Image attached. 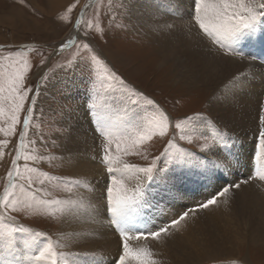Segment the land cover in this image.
Listing matches in <instances>:
<instances>
[{
    "label": "snow or ice",
    "instance_id": "1",
    "mask_svg": "<svg viewBox=\"0 0 264 264\" xmlns=\"http://www.w3.org/2000/svg\"><path fill=\"white\" fill-rule=\"evenodd\" d=\"M78 3L79 0H77ZM123 6V0H121V7ZM75 7V4L69 7L68 13H71ZM90 7L91 4L86 6L76 22L78 39H70L61 44L58 49V52H63L65 48L79 43L88 55L81 56L78 53L77 59L61 65V69L72 70L83 63L88 70L87 95L83 109L93 134L102 141L99 146V160L107 173V179L99 189L98 200L104 206V216L108 226L112 227L119 237L120 251L115 264H158V261L153 259L154 253L149 248L132 247L130 242L148 238L160 242L163 238L179 233L192 215L218 206V200L221 197H227L233 189H240L241 184H246L247 180L234 183L225 181L216 192L197 205L187 207L183 212L173 216L163 213L167 219L157 225L152 218L144 216L145 209L156 207L161 201H171L186 195L182 187L186 175L175 173L185 168L189 170L205 168V165L201 160L196 159V154L176 149L174 139L167 142V147L161 156L155 157L147 165L132 164L125 157L138 155L147 159L146 154L141 151L142 146L151 143L154 138L166 137L170 129L175 130L174 137L179 133L181 139L185 138V135H198L207 140L208 134L201 132L198 125L212 123V139L216 143H206L201 150L221 155L227 163H213L210 169L206 168L201 174L205 176V179H219L220 174L227 171L234 163L227 156L215 151L221 147L222 143L226 146L227 141L233 139L228 126L234 119V113L225 110L217 121H211L202 113L173 121L155 100L129 87L127 81L116 71L111 70L105 61L95 54L91 44L84 39L89 35L90 30L83 27L84 15ZM188 15L199 30L227 56H240L246 59L243 49L238 45L251 38L258 29L264 32V0H192V11ZM61 19L67 20L68 16H62ZM21 49L15 53V56L10 54L3 58L7 61L6 65L0 62V119L7 116L8 124L6 128L0 127V132L10 138L16 135L17 126L23 123V129L15 147V155L6 173L7 184L3 195L0 196V239L4 240V246L9 251H15L17 245L15 234H28L30 238L25 239L23 244L26 249L35 253L30 257L32 264H58V256L62 254L57 252L56 244L51 237L43 232L32 233L31 229L18 225L15 217L11 215L25 207H32L29 200L36 199L34 194L29 196L32 180L27 174L37 171L29 167V162H34L37 157L26 154L25 144L33 117L27 115L23 121L20 117L21 112L25 111V104L29 102V93H33L31 88L25 87L26 75L31 70V63L23 58V49L34 50V48L23 45ZM0 51H3L2 45H0ZM253 59H255L254 56ZM101 68L103 72L100 71ZM44 79L47 80L46 77ZM246 83L245 79L235 76L233 81H230L233 90L242 91ZM5 100L11 104L10 112H6L2 106ZM34 109L35 104L31 103L29 111ZM71 111L69 109L70 113ZM258 128L256 140L259 152L264 154V106L261 107ZM67 130L68 139H73L72 133L75 129L69 124ZM10 142V139L0 141V161L5 154L11 155V150L7 149ZM255 148L256 145L253 146L254 151ZM171 149L176 151L173 152ZM89 159L95 160L96 157L92 156ZM162 159L169 163L168 171H165L160 164ZM21 161H24L23 165ZM21 167L24 168L23 172L20 171ZM42 175L46 179L53 178L47 173ZM260 178L264 179V176ZM131 180L136 182L129 186ZM40 183L43 184L44 181L41 180ZM63 183L66 186L75 187L80 185V180H65ZM85 186L91 195L95 196L96 186L91 181H86ZM17 188L18 193L14 191ZM36 191L44 190L38 188ZM45 195L50 194L45 192ZM84 199L81 196L78 201L72 203L83 208L85 207ZM39 203L46 206H63L68 205L69 201L52 199L41 200ZM88 206L98 209V204L91 198L88 199ZM60 210L63 209L60 208ZM41 237L45 241L43 244L38 243L37 238ZM8 264H16V262L9 261Z\"/></svg>",
    "mask_w": 264,
    "mask_h": 264
},
{
    "label": "rangeland",
    "instance_id": "2",
    "mask_svg": "<svg viewBox=\"0 0 264 264\" xmlns=\"http://www.w3.org/2000/svg\"><path fill=\"white\" fill-rule=\"evenodd\" d=\"M56 1L54 0V4H49L47 0H34V2L32 0H0V45L3 46V51H0V62L6 65L7 61L3 58L10 54L15 56L16 52L22 50L21 46L23 45L34 48V50L23 49V58L31 63V70L26 75L25 87L31 88L34 94L29 93V102L25 104V111L21 112L20 117L21 121L27 115L33 117L25 144L26 154L37 157L34 162H29V167H33L37 171L27 174L31 176L32 180L29 196L34 194L36 199L29 200L32 207H25L20 211L11 213V215L15 217L18 225L31 229L32 233L43 232L51 237L52 241L57 239L56 236L60 233L64 218L63 213L69 204L46 206L39 203V201L59 199L70 202L77 195L83 196V188L86 185V181H91L96 186L97 191L93 198L83 196L85 198L83 210L86 213H95L98 209L89 207L88 199L91 198L96 204L100 203L98 200L100 189L98 184L101 181V176L102 180H104V177L107 178L104 166L99 160V146L102 144L99 139L97 140V147L91 142V146H95L91 156H95L96 159H87L89 161H86L88 164H95L96 177L86 180L85 176L79 177L77 173L74 176V171L68 169L69 165L63 161H71L73 152L79 150L77 143L74 142L75 136L80 134L82 137L87 138L89 135H93V132L83 109L87 95L88 70L83 63L72 70L61 69V65L77 59L78 53L81 56L88 54L79 43L65 48L63 52H58L57 55L53 54H56V50L59 49L61 44L70 39H78L75 25L87 5L91 4V7L87 9L84 15L83 27L90 30L89 35L84 39L91 44L95 54H98L111 70L116 71L127 81L129 87L155 100L170 115L173 121L196 113H202L209 117L211 121H216L210 114L212 90L210 89L208 93L207 87L200 88L197 91L192 89L190 85L179 79V74L173 61H170L168 66L161 65L159 59L162 57L161 51L163 53L165 50L166 39L161 38L163 36H161L160 31L142 34L140 30H134L132 25L135 26L137 23H133L132 18L130 20L129 17V15L131 16L134 12H137L142 21H144L151 11H159L164 8L167 10V16L164 19L168 24H175L174 17L179 11L177 6L181 2L177 3L176 0H151L150 3L153 4L151 6L138 3L132 6L131 14L128 15L131 0H123V7H121V0H79L78 4L77 0H64V3H57ZM74 4L76 5L75 9L68 13V8ZM65 15L68 16V19L62 20L61 17ZM190 22L194 25L192 20ZM153 29H158V25L154 24L151 27V30ZM200 33L204 35L202 32ZM153 37H156L155 42L152 40ZM209 41L213 47L221 51L212 40L209 39ZM251 41L259 43V48L263 49L261 45L264 43V35H261L260 38L256 34L251 37ZM254 54L255 50H248L245 56L251 58ZM114 56H121L120 61L115 59ZM230 57L243 60L240 56ZM251 60L253 61L252 58ZM258 66L260 68L263 67L261 65ZM100 71L103 72V69L101 68ZM45 77L47 80L44 79ZM237 77L247 81L244 89H250L247 73ZM77 88L81 89L80 91L82 92L74 93ZM31 103L35 104V109L29 111ZM2 106L6 112H10L11 104L9 101L5 100ZM69 109L72 110L71 113ZM79 119L82 120L81 124L77 122ZM69 124L76 129L72 133L74 136L71 141L68 139L69 132L67 129ZM202 124L198 125V127L201 132L208 134L207 140L198 135H185V138L181 139V134L179 133L174 137L175 130L170 129L166 137L162 139L159 137L154 138L151 143H146L142 146L141 151L146 154L147 159L138 155H129L125 159L132 164L147 165L155 157L161 156L167 147V142L174 139L176 149L196 154V159L201 160L203 164L204 160H211L209 155L212 152H204L201 148L206 143L214 144V142L209 139L210 134L213 132L212 123L208 127ZM7 126V116H5L0 119V127L6 128ZM22 129L23 123L21 122L16 128V135L10 138L0 132V141L9 139L11 141L7 145V149L11 150V155L5 154L3 160L0 161V196L3 195L7 184L6 173L10 167L12 157L15 155V147ZM229 133L231 134V132ZM230 136L234 137V140L227 141L230 152V156L227 157L230 160L233 159L236 164L240 157L239 150L241 146L236 145V139L238 138L236 135ZM42 140L43 142H41ZM29 141L32 142L30 143ZM69 148L70 150H67ZM176 149H171V151L175 152ZM215 160H217L216 163H222L218 157ZM162 162L169 164L163 159L160 164ZM23 163L24 161H21L22 165ZM206 168L210 169V165L205 166L204 169L206 170ZM20 171L23 172L24 168L21 167ZM237 171L238 169L233 174V177H237ZM229 172H231L230 168H228L227 172L224 171L220 174V176L232 177ZM42 173H47L49 177L53 178L46 179ZM77 178L80 180L79 186L69 187L63 183L65 180H76ZM41 180L44 181L43 184L40 183ZM21 183H24V181H21ZM38 188L44 191H36ZM14 191L18 193V188L14 189ZM196 191L198 193V190ZM45 192L50 195H45ZM165 207L163 206L158 210L157 217L164 213ZM60 208L63 210H60ZM15 235L17 244L29 237L28 234L24 233H16ZM44 242L42 237L39 238V244ZM57 252L62 254L60 250H57ZM79 255L81 263H83L85 257L94 256L95 254L80 252ZM60 257L64 256H58V264L59 262L64 264L59 260L61 259ZM236 257L239 258L238 261L225 258H218L215 261H206L204 259L199 264H264V246L244 242L237 247Z\"/></svg>",
    "mask_w": 264,
    "mask_h": 264
},
{
    "label": "bare ground",
    "instance_id": "3",
    "mask_svg": "<svg viewBox=\"0 0 264 264\" xmlns=\"http://www.w3.org/2000/svg\"><path fill=\"white\" fill-rule=\"evenodd\" d=\"M32 1L34 2V0ZM47 1L49 4H54V0ZM150 1L131 0L128 15L131 14L134 4L144 3V5L151 6L153 4ZM191 1L176 0L181 4L177 6L179 11L174 17L175 24L167 23L164 19L167 16V10L162 8L159 11H151L144 20L145 22L137 12L129 15L130 20L132 18V22L137 23L132 27L134 30H140L142 34L160 31L163 36L161 38L166 39L165 50L163 53L161 51L162 57L159 59L160 64L168 66L169 62L173 61L179 79L190 85L192 89L197 91L207 87L208 93L210 89L212 90L210 114L214 120L217 121L225 110L234 113V119L229 124L228 131L231 132L230 135L238 137L236 145L241 146L240 157L236 164L234 162L229 167L231 171L229 174L232 177L220 176L219 179H205L204 175H200L205 171L204 168L178 170L175 174L186 175L185 183L182 185L186 195L171 201H161L158 206L145 209L144 216L152 218L158 225L167 219V216L163 214L157 217L158 210L163 206H166L164 213L173 216L210 197L225 181L234 183L247 180V183H242L238 190L230 191L227 197H221L218 200V206L192 215L179 233L163 238L160 242L151 238L130 242L132 247L149 248L154 253L153 259H156L158 264H199L204 259L215 261L218 258L238 261L237 247L240 244L249 242L264 246V179L260 178L264 176V154L259 152L256 140L259 131L258 119L261 107L264 106V66L260 68L251 60L253 56L257 57L260 44L251 41V38L242 41L238 47L243 49L245 55L248 50H255V54L251 58L247 57L243 60L218 51L210 44V38L200 33L195 22L193 21L194 25L191 24L188 15L192 11ZM56 2L64 3V0ZM154 24L158 25V29L151 30ZM256 34L260 38L261 35H264L262 32H256L253 36ZM155 39L156 37H153L152 40L155 42ZM261 46L263 49L261 47L259 49L264 51V43ZM114 58L120 61L121 56H114ZM244 73H247L250 89L233 90L230 81H233L234 76L237 77ZM80 90L77 88L74 93H81ZM86 118L88 119L87 116ZM77 122L81 124L82 120L79 119ZM203 124L205 127L211 125V123ZM74 140L79 150L71 153V161H63L69 165L68 169L74 171V176L77 173L79 177L85 176L86 180H91L96 177V167L95 164H88L86 161H89L87 160L89 156L92 157L91 153L94 151L93 147L98 146V139L94 134L87 138L79 134L75 136ZM91 142L95 146H91ZM254 145H256L255 151L253 150ZM215 151L221 153L219 149ZM209 157L211 160L203 161L205 166H212V160L217 157L222 163H227L221 155L210 153ZM232 161L234 160L232 159ZM161 165L165 171L170 168V165L165 162H162ZM237 169V177H233ZM100 179L98 188L103 186V181L107 178L104 177L102 180L101 176ZM135 182V180L129 181V186ZM85 187L83 196L95 197ZM79 197L81 196L77 195L66 206L60 233L56 236L57 239L53 240L57 250L62 251L64 256L59 260L64 264L66 262L67 264H115V259L120 251L119 237L107 224L103 204H98L97 212L86 213L83 208L72 203L78 201ZM37 239L39 243V238ZM23 241L18 242L15 251H8L4 246V240L1 239L0 264H8L9 261H14L16 264H32L30 257L34 255V252L26 249ZM80 252L94 253L95 255L85 257L84 262L81 263L80 255H77Z\"/></svg>",
    "mask_w": 264,
    "mask_h": 264
},
{
    "label": "water",
    "instance_id": "4",
    "mask_svg": "<svg viewBox=\"0 0 264 264\" xmlns=\"http://www.w3.org/2000/svg\"><path fill=\"white\" fill-rule=\"evenodd\" d=\"M58 54V50H56V54L54 53L53 55H57Z\"/></svg>",
    "mask_w": 264,
    "mask_h": 264
}]
</instances>
